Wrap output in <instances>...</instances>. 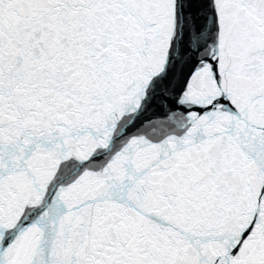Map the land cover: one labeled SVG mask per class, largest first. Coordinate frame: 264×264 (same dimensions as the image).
<instances>
[{"label":"snow or ice","instance_id":"obj_1","mask_svg":"<svg viewBox=\"0 0 264 264\" xmlns=\"http://www.w3.org/2000/svg\"><path fill=\"white\" fill-rule=\"evenodd\" d=\"M0 264H264V0H0Z\"/></svg>","mask_w":264,"mask_h":264}]
</instances>
